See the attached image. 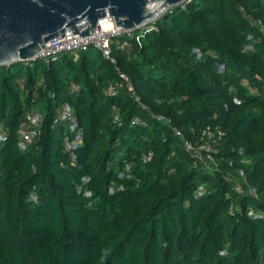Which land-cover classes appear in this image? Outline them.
<instances>
[{"label": "trees", "instance_id": "16d2710c", "mask_svg": "<svg viewBox=\"0 0 264 264\" xmlns=\"http://www.w3.org/2000/svg\"><path fill=\"white\" fill-rule=\"evenodd\" d=\"M259 19L264 0H190L116 38V64L90 46L0 65V264H264Z\"/></svg>", "mask_w": 264, "mask_h": 264}, {"label": "water", "instance_id": "95a60500", "mask_svg": "<svg viewBox=\"0 0 264 264\" xmlns=\"http://www.w3.org/2000/svg\"><path fill=\"white\" fill-rule=\"evenodd\" d=\"M184 0H0V65L35 60L61 36L92 34L114 16L122 28L159 18Z\"/></svg>", "mask_w": 264, "mask_h": 264}, {"label": "built area", "instance_id": "2783aa9c", "mask_svg": "<svg viewBox=\"0 0 264 264\" xmlns=\"http://www.w3.org/2000/svg\"><path fill=\"white\" fill-rule=\"evenodd\" d=\"M190 0H184L180 4L181 6H185ZM170 8L168 11L172 10ZM160 18V17H159ZM155 18L150 21L138 24L132 28H122L116 24V20L114 16H105L99 19V25L95 28L92 34L84 35L79 37L76 34H70L58 37L53 39L45 44V48H43L37 57L43 59L48 64L51 61L58 58L60 55L67 52H77L80 50L87 49L90 46H95L101 50L103 55L110 59L113 63H117L116 58L112 53V42L119 37H135L139 44L142 43V38L145 34H147L150 30L155 29L158 30V19ZM261 31H264V22L259 19L256 21ZM128 43V42H126ZM123 77L127 78L125 74H122ZM42 81V79H41ZM119 84H111L107 88L108 94H116L119 90ZM132 88V87H131ZM133 90V89H132ZM134 93V90H133ZM139 99V97H137ZM72 108L69 104H67L62 113L61 119L63 120H71L73 119ZM42 113L36 110L29 112L26 116V121L22 123L18 129L19 137H20V145L24 148L29 143L33 142L35 137L38 134V127L42 122ZM118 118V116H117ZM116 118V119H117ZM136 122V121H135ZM73 129L75 126L73 125ZM179 133V131H177ZM224 135V131L220 126H216L212 128L211 126H207L203 130V137L208 138L212 142L216 143L218 139H220ZM5 138L3 131L0 128V141ZM82 141L81 133L76 134L75 139L72 141L68 140V144L70 147L76 146L78 143ZM193 156L197 160L211 159V145L208 142L202 143L198 148L193 149ZM152 153H149L146 159H150ZM239 173L242 177H245L244 171L241 169Z\"/></svg>", "mask_w": 264, "mask_h": 264}]
</instances>
